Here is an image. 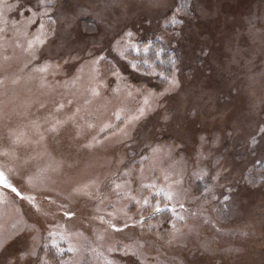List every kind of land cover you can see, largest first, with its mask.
Here are the masks:
<instances>
[{
  "label": "rangeland",
  "instance_id": "374dc122",
  "mask_svg": "<svg viewBox=\"0 0 264 264\" xmlns=\"http://www.w3.org/2000/svg\"><path fill=\"white\" fill-rule=\"evenodd\" d=\"M0 175V264H264V0H0Z\"/></svg>",
  "mask_w": 264,
  "mask_h": 264
},
{
  "label": "snow or ice",
  "instance_id": "6c2138e0",
  "mask_svg": "<svg viewBox=\"0 0 264 264\" xmlns=\"http://www.w3.org/2000/svg\"><path fill=\"white\" fill-rule=\"evenodd\" d=\"M170 62H171V61H170ZM172 63H174V62H172ZM44 70H46V69H41V71H44ZM165 79H167V78L165 77ZM61 107H62V106H61ZM253 139H255V137H253ZM2 179H3V178H2V175H0V181H2ZM3 186H4V187H9V185H8L6 182L3 183ZM11 191L14 192V193L16 194V196L19 197L20 199H24L23 194H22L18 189H16L15 187H11ZM168 198H169V200H171V199H172V196L169 195ZM33 199L35 200V197H33ZM156 211H157V212H161V211H163V209L157 207ZM116 230L119 231V229H116ZM4 251H7V246L5 247ZM30 255H32L31 252H29V253H25V252H23V251H21V252H20L18 255H16V256H14V255H12L11 253H9L8 257H7L6 260H5V264H16V261H17V260H19V261L21 262V264H22L23 260L26 259L27 256H30Z\"/></svg>",
  "mask_w": 264,
  "mask_h": 264
}]
</instances>
